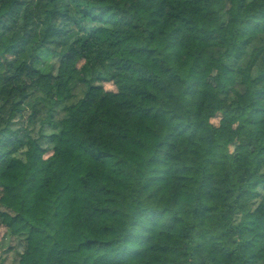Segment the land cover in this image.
Instances as JSON below:
<instances>
[{
  "label": "trees",
  "instance_id": "trees-1",
  "mask_svg": "<svg viewBox=\"0 0 264 264\" xmlns=\"http://www.w3.org/2000/svg\"><path fill=\"white\" fill-rule=\"evenodd\" d=\"M0 191V264H264V0H0Z\"/></svg>",
  "mask_w": 264,
  "mask_h": 264
},
{
  "label": "rangeland",
  "instance_id": "rangeland-1",
  "mask_svg": "<svg viewBox=\"0 0 264 264\" xmlns=\"http://www.w3.org/2000/svg\"><path fill=\"white\" fill-rule=\"evenodd\" d=\"M214 68L212 67H208V66H205L202 68V75H203V79L205 81H208V77L211 73L214 72ZM105 87L108 88V89H114V86L111 84V83H106L105 84ZM1 193V191H0ZM15 245V248L18 250V251H25L26 249V243L23 239H20V238H11V235L9 234V232L7 231L6 228L4 227H1L0 228V252L3 251L4 249H6L8 246L10 245ZM12 254H14L13 252L12 253H8V254H5L6 256V264H10L11 261H12Z\"/></svg>",
  "mask_w": 264,
  "mask_h": 264
}]
</instances>
